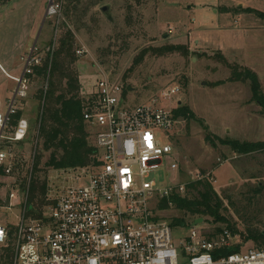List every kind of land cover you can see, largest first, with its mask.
Returning <instances> with one entry per match:
<instances>
[{"label": "rangeland", "instance_id": "rangeland-1", "mask_svg": "<svg viewBox=\"0 0 264 264\" xmlns=\"http://www.w3.org/2000/svg\"><path fill=\"white\" fill-rule=\"evenodd\" d=\"M49 1L0 0L3 109L16 88L4 73L20 77L28 55L42 62L57 48L59 37L68 29L75 37L77 61L72 68L84 93L94 91L100 78L96 64H102L110 80L120 84L118 97L124 107L142 105L172 86L180 89L178 102L189 108L195 119L177 120L172 130L157 131V139L171 143L182 171H212V186L227 207L228 220L239 231L254 224L264 229V190L256 195V205H245L250 191L264 185V151L238 155L217 141L215 147L205 141L206 134L230 141H264V116L251 98L249 84L231 80L232 67L247 68L257 75L264 93V0H101L97 4H93L96 0H53L59 4V13L47 19ZM104 5L110 6L113 22L106 21L99 12ZM237 7L251 13L239 12ZM167 45L186 46L189 54L147 55L133 66V58L142 49ZM82 48L87 54L78 56L76 51ZM45 86L44 81L32 79L28 97L18 103L30 129L25 141L11 144L15 166L18 165L14 175L0 178V199H6L8 193L14 195L10 208L5 204V208H0V223L14 229L22 219V205L28 193L27 187L22 191L15 186L22 178L29 183L34 156L41 146L37 127L43 101L39 104L35 94ZM174 104L164 102L166 107ZM86 126L94 143L95 130ZM47 155L42 154L40 167ZM48 176L56 178L58 173L50 171ZM180 178L178 181L184 182L189 177ZM147 180L165 188L175 179L168 163L163 162ZM227 197L235 203L234 208L229 206ZM179 215L173 208L162 212L169 223ZM191 224L185 220L183 225L172 226L174 243L188 236ZM216 226L219 224L205 220L194 228L204 233ZM233 242L239 239L234 237ZM250 248L251 244L246 243L242 252Z\"/></svg>", "mask_w": 264, "mask_h": 264}, {"label": "built area", "instance_id": "built-area-1", "mask_svg": "<svg viewBox=\"0 0 264 264\" xmlns=\"http://www.w3.org/2000/svg\"><path fill=\"white\" fill-rule=\"evenodd\" d=\"M58 13V2L50 0L46 18ZM86 52L82 48L76 54ZM39 64L28 55L20 77L4 73L16 88L4 109L0 104L3 179L15 165L11 144L23 142L30 128L22 117L7 135L9 118L28 97V75ZM96 67L100 74L94 89L98 101L84 120L95 130L97 165L57 170L56 178L47 175V205L40 218H27L25 193L18 226L14 229L0 223V264H264V248L242 252L245 244L228 229L198 233L191 227L186 238L174 243L173 228L158 204L166 200L172 209L170 196H183L189 184L215 182L212 171H182L171 143L157 139V131L168 132L177 123L173 111L179 107L180 89L172 86L142 105L124 107L118 97L120 84L110 80L102 64ZM166 101L175 104L166 107ZM163 162L168 163L175 180L159 188L147 178ZM184 175L189 178L179 182ZM13 197L8 193L6 199H0V208L3 204L10 208ZM234 237L239 242L234 243Z\"/></svg>", "mask_w": 264, "mask_h": 264}, {"label": "trees", "instance_id": "trees-1", "mask_svg": "<svg viewBox=\"0 0 264 264\" xmlns=\"http://www.w3.org/2000/svg\"><path fill=\"white\" fill-rule=\"evenodd\" d=\"M100 1L96 0L93 4ZM237 9L239 12L251 13L238 7ZM74 44V34L68 29L64 30L57 41V48L49 53L39 65L33 66L32 73L28 75L29 85L32 79H36L44 81L46 86L45 89H38L35 94V99L39 104L43 101V113L37 127L41 145L40 150L34 156L29 183H27L26 178H22L21 182L15 186L22 191L27 187V218H40L43 208L47 205L45 191L48 172L97 165V149L89 139V133L86 130V125L89 124L85 122L84 115L96 107L98 98L94 91L83 92L78 75L72 68L77 61ZM172 53H178L182 56H188L189 54L188 48L183 45L148 47L142 49L133 58V66L140 64L147 55L163 56ZM237 69L232 67L231 80L249 84L251 98L261 108L260 113L264 116V93L257 75L247 68ZM173 114L176 120L189 121L195 119V114L186 106L177 107ZM22 117L24 115L20 109L10 116L7 135L12 133ZM205 141L212 147L216 146L217 141L220 145L229 147L232 153L238 155L264 151V141H230L210 134H206ZM43 153L48 155L42 167H40ZM16 166L18 167V165ZM16 166L14 165L11 175H14L17 170ZM202 173L205 172L202 171ZM0 175H3L1 167ZM263 190L264 185H258L253 192L250 191L248 198L245 200V205L250 207L256 205V195ZM226 199L229 206L234 208L235 203L229 197ZM169 202L172 203L173 209L180 213L179 217L172 219L171 226L183 225L185 220H190L193 223L197 219H202L214 225L219 224V226L213 228L215 233L228 229L243 244L250 243L253 249L264 248V229L254 224L245 227L243 231H239L236 225L228 220L226 216L227 207L224 206L223 199L218 196L212 183L207 180L189 184L183 196L174 194L170 196ZM158 209L161 211L168 210L167 201L162 200L158 204ZM220 224L225 227L222 228Z\"/></svg>", "mask_w": 264, "mask_h": 264}, {"label": "water", "instance_id": "water-1", "mask_svg": "<svg viewBox=\"0 0 264 264\" xmlns=\"http://www.w3.org/2000/svg\"><path fill=\"white\" fill-rule=\"evenodd\" d=\"M99 12L101 13V15L104 17V19L106 21L113 22V18H112V15H111V8H110L109 5H104V6L100 7L99 8ZM177 105L180 106L181 102H178ZM202 222H203L202 219H197L191 224V227H194L197 224L202 223Z\"/></svg>", "mask_w": 264, "mask_h": 264}, {"label": "crops", "instance_id": "crops-1", "mask_svg": "<svg viewBox=\"0 0 264 264\" xmlns=\"http://www.w3.org/2000/svg\"><path fill=\"white\" fill-rule=\"evenodd\" d=\"M238 7H240V5L238 6ZM242 10V9H241ZM10 76H12V75H10ZM14 77V76H13Z\"/></svg>", "mask_w": 264, "mask_h": 264}]
</instances>
